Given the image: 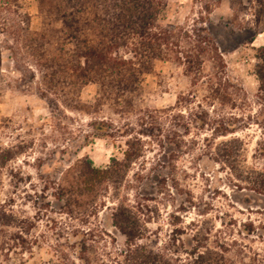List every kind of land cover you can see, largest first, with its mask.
Instances as JSON below:
<instances>
[{"label":"rangeland","instance_id":"rangeland-1","mask_svg":"<svg viewBox=\"0 0 264 264\" xmlns=\"http://www.w3.org/2000/svg\"><path fill=\"white\" fill-rule=\"evenodd\" d=\"M198 4L199 0H163L157 23H190ZM56 7L54 0H0V212L11 210L34 241L33 255L25 264H60L59 252L75 259L83 238L92 243L89 253L107 262L124 241L111 220L117 201L138 211L142 241L148 247L162 246L174 237L183 256L198 230L206 244L217 249L216 264H264V196L252 183L264 172V129L252 123L217 137L209 127L196 130L192 111L174 107L176 96L189 89L182 67L173 60H155L140 89L128 98L141 110L171 109L166 111L168 119L181 110L178 124L193 123L174 150L162 152L134 114L112 113V100L98 108L89 106L95 102L96 84L78 89L71 85L73 78L65 70L70 45ZM248 7L246 0H219L210 15V30L230 78L251 102L245 113L255 114V51L263 45L264 34L249 29ZM46 80L58 81L67 102L78 98L82 110L65 106L62 92L47 88ZM223 108L240 112L229 105ZM94 119L112 120L120 133L114 138L86 137L91 132L87 124ZM164 123L162 133H167V120ZM129 137L138 139L143 156L120 171L117 191L85 193L82 189L90 182L79 180L77 197H90L89 204L67 207L52 202L53 193L75 182L78 161L103 169L112 157H123ZM134 172L143 176L136 190L127 185ZM153 175L162 180L154 182Z\"/></svg>","mask_w":264,"mask_h":264},{"label":"trees","instance_id":"trees-1","mask_svg":"<svg viewBox=\"0 0 264 264\" xmlns=\"http://www.w3.org/2000/svg\"><path fill=\"white\" fill-rule=\"evenodd\" d=\"M57 10H61L59 20L65 30L68 49V61L65 65L73 78L72 86L77 89L86 83L96 84V98L93 108L112 100V113L123 116L134 114L139 125L145 126V134L155 141L163 151L174 150L182 135L191 125L196 130L209 127L211 135L226 136L241 128L255 123L264 129V43L255 51L254 75L257 90L252 104H257L255 114L245 113L251 102L242 87L232 80L227 72L223 52L210 30V15L219 0H199L196 17L190 23L161 26L157 15L163 0H54ZM252 20L249 29L253 34H264V0H246ZM68 8V9H67ZM68 11H65V10ZM66 12V13H65ZM263 26L260 27V21ZM250 35L247 42L253 41ZM155 60H173L179 64L188 78L189 89L176 96L174 107L189 108L193 123L178 124L181 110L168 119L166 111L171 109H146L136 107L128 98L136 93L144 74L150 72ZM43 66V65H42ZM47 88H57L62 92V102L69 108L82 110L80 101L68 103L67 97L58 81L46 80ZM61 96V95H60ZM226 105L239 109V114L224 111ZM168 123L167 133L163 132L164 122ZM87 126L91 129L88 136H108L114 138L120 133L112 120H91ZM180 132L177 133V131ZM126 149L121 159L112 157L103 169H95L87 161L76 164L75 182L53 193L52 202L89 204L90 197L79 200V180L90 182L82 189L85 193L107 190L117 191L121 186L120 171L135 164L142 156L143 149L135 137L125 140ZM259 179L252 181L254 190L264 196V172ZM128 187H140L143 176L134 172ZM74 178V177H73ZM151 180L159 183L160 175ZM80 183V182H79ZM163 183V182H162ZM72 184V186H71ZM86 190V191H85ZM77 193V194H75ZM91 194V195H92ZM43 198V197H42ZM138 211L126 201H117L112 209V225L123 236V246L114 255L107 256V262H99L89 253L92 243L86 238L78 241V253L70 258L68 253L56 255L60 264H216L217 249L206 244L207 239L194 231L189 249H181L170 237L162 246L148 247L142 241ZM16 215L9 209L0 212V264H22L33 255V240H29L28 229L16 221ZM18 222V223H17ZM30 222V221H29ZM32 227V223H29ZM34 227V226H33ZM250 232L252 231L249 228ZM182 245V240L177 239ZM180 250V251H179ZM25 255L27 257L25 258Z\"/></svg>","mask_w":264,"mask_h":264}]
</instances>
